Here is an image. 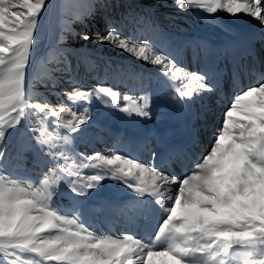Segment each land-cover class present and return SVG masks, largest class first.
Segmentation results:
<instances>
[{
  "label": "snow or ice",
  "instance_id": "1",
  "mask_svg": "<svg viewBox=\"0 0 264 264\" xmlns=\"http://www.w3.org/2000/svg\"><path fill=\"white\" fill-rule=\"evenodd\" d=\"M174 2L182 11L187 6L208 14H243L264 29V0ZM45 8L46 0H0V70L6 73L0 75V165L9 159L3 147L8 130L32 118L37 124L30 128L33 139L50 164L27 186L0 172V264H264V74L232 97L210 148L189 173L165 172L155 164L156 153L146 164L120 153L97 152L90 159L99 163L86 166L99 170L84 176L68 168L66 145L91 119L88 108L80 112L66 103L53 107L26 94L30 49ZM82 38L90 39L87 34ZM93 42L153 66L167 82L170 98L182 107L215 90L207 73L190 71L150 41L133 40L111 24ZM69 80L79 83L74 77ZM94 93L97 99L100 93L119 97L100 84L88 92L73 86L63 94L72 104L87 105ZM123 100L125 106L116 105L121 112L150 118L147 93L139 98L125 94ZM48 117L56 118L52 131L45 127ZM106 178L123 182L138 197H151L159 205L163 214L153 239L144 241L131 233L98 238L50 204L61 182L85 196Z\"/></svg>",
  "mask_w": 264,
  "mask_h": 264
},
{
  "label": "bare ground",
  "instance_id": "2",
  "mask_svg": "<svg viewBox=\"0 0 264 264\" xmlns=\"http://www.w3.org/2000/svg\"><path fill=\"white\" fill-rule=\"evenodd\" d=\"M185 7L186 10L182 11L177 7L174 0H167L165 5L158 4L152 8V10H158L165 14L166 19H172L170 25L164 23L163 42L156 43L155 48L173 57L178 64L190 71L207 73V82L213 85L215 90L210 93H204L202 97H198L194 101H185V105L182 107L170 98L171 90L168 88L167 82L150 64H139L138 75H136L139 77L135 79L132 78L133 76L129 77L128 80L125 77H115L119 71L117 66L118 71L116 70L115 72L113 70L115 74L107 78L104 71L103 76L101 74L97 76L98 79L93 82V86L100 84L105 89H111L113 92L119 93V97L111 99L115 109L106 114V119H101L96 117L95 114H91L89 122L99 126L105 125L106 135L114 144H112L113 147H108L107 149L95 147L94 150L87 154L77 155L78 158L92 164L99 163L90 159L97 152L106 155L120 153L127 158L151 164L153 157L147 154L148 149L143 146L141 141L151 135L152 139H155L153 151L156 153L155 164L168 163L169 156L167 153L179 147L177 142L169 143L168 136H165L169 131L177 136L175 137L176 139H183L186 143H191V147L195 148L194 153L188 151L172 159V162H175L181 169L173 168L172 173H167L172 176H183L185 162L189 161L190 164L187 168L192 166L193 170L194 165L200 161L201 157L210 148L216 132L215 127L216 129L220 127L219 123L222 120L228 100L238 92L234 81L237 67L235 59L243 56L253 42L259 44L257 53L260 62L263 57L261 66L264 71V29L254 19L246 15L238 14L234 17L219 10L216 14H210L211 22H207L205 19L194 20L196 10ZM201 22L211 25L194 27ZM225 46L230 50L227 58H225L223 50ZM186 49L191 50L190 59L184 56ZM122 57L123 60L127 58L126 56ZM245 62L250 63L249 59H245ZM248 71L247 69L241 73L250 75ZM82 72L83 77L87 71ZM101 78L107 79L106 84H102ZM139 78H141L142 84H140L141 80ZM154 78H157V82L161 83V85L154 83V80H152ZM86 81L84 79V83ZM136 81L137 84H132ZM245 83L246 86L252 84L247 78ZM134 88L138 89L134 90ZM148 90L151 91L148 93L150 101L153 102L158 99L159 94L163 90L162 94L166 98L160 101L159 107H165V110L160 108L155 113L148 108L151 114L150 118H141L135 114L129 116L119 110V107L125 106L123 100L125 94L139 98ZM152 92L157 93L155 98L152 97L154 95ZM224 92H226V95L223 99L222 94ZM120 101L123 103L119 104ZM140 102L142 103L143 101L141 100ZM116 105H119V107ZM159 114H161V119L165 123L163 128L155 129V120L158 119ZM172 125L177 127L175 128L177 129L176 131H171L174 130ZM85 134L87 136L88 132L85 131ZM141 153L146 155V158H142L140 156ZM181 165L184 166L181 167ZM90 173L91 171L88 170L82 172L81 175L87 176ZM171 187L175 188V185ZM80 200L85 205L84 210L70 209L67 206L62 207L66 209L58 210L69 219H76L78 223L85 225L87 230L98 238H122L125 234L131 233L144 241H150L153 239V233L163 214L159 205L151 197H138L131 189L126 188L123 182L113 179L103 181L95 190L89 191L85 196H80ZM167 203L165 201V204ZM157 219L159 221H156ZM163 259L165 258H161V260Z\"/></svg>",
  "mask_w": 264,
  "mask_h": 264
},
{
  "label": "rangeland",
  "instance_id": "3",
  "mask_svg": "<svg viewBox=\"0 0 264 264\" xmlns=\"http://www.w3.org/2000/svg\"><path fill=\"white\" fill-rule=\"evenodd\" d=\"M166 3L167 0H46V8L42 12L38 28L35 30V42L30 49L29 64L26 68V94L32 100L45 99L53 107L66 103L80 112H83V109L87 107L89 115L95 114L96 117L106 119V114L115 109V105L109 96L100 93V99H97L94 93L90 104H72L67 101L66 96L63 94L64 90L75 86L86 92L91 91L94 88L93 82L98 79L97 76L102 75L105 71L107 78L110 75H114L117 68L119 70H117L118 73L115 75L117 78L125 77L128 80L131 76H133V79L139 77L136 76L138 75V66L139 64L146 65V63L134 59L109 44L94 43L93 41L96 40L98 35H103L108 30L109 24H111L124 36H130L137 41H150L151 45L156 49V43L162 41L164 23L170 25L172 19H166L165 14L158 10H152V8L158 4L165 5ZM202 19L211 22V15H206V12L203 11H195L194 20ZM205 25L211 24L201 22L194 27ZM85 34L90 39L84 40L82 37ZM257 48H259L258 43ZM190 51V49H186L184 54L186 58L189 57L190 59ZM50 54L55 56L54 60L49 58ZM122 56L127 58L123 60ZM69 66L71 70L65 71ZM82 71H87L83 77ZM5 74L3 70H0V75ZM69 77H74L79 83L72 84ZM106 78H101L102 84L106 82ZM84 79L87 80L85 83ZM152 80H154V83H158L157 78ZM53 84H55V87H53ZM132 84H137V81ZM140 84H142V80ZM158 85H161V83H158ZM148 92L151 91L148 90L145 93L149 95ZM152 93L154 94L152 97L155 98L157 93ZM162 93L163 90L155 102L150 101V111L153 110L156 113L160 108L166 109L165 107H159L160 101L166 98ZM231 99L232 97L229 98L228 103ZM122 103L120 101L119 104ZM152 105L153 107H151ZM0 111H3V109H0ZM4 114L6 119L10 118L9 113L5 112ZM67 118L70 117L65 114V119ZM47 120L49 123L45 127H48L50 131L54 130L56 118L48 117ZM155 123V129L163 128L165 121L161 119V114H159ZM220 125L221 122L219 123ZM32 127H37L35 118H32L31 123L29 120H22L17 127L8 130L3 147L9 159L6 163L0 165V172L19 178L25 183V186H27V182L38 179L42 170L50 166L47 157L43 156L33 139V133L30 131ZM172 127L175 130L176 126L172 125ZM81 129V132L72 134L74 139L66 145V148L69 149L67 166L71 171L79 174L88 170L91 171L88 175L95 174L98 169L86 166L90 164L85 162L84 159L78 158L77 155L81 153L83 155L87 154L94 150L95 147L107 149L108 147H113L112 144L114 143L108 139L105 125L99 126L88 122L82 125ZM85 131L88 132L87 136ZM148 140L152 141L150 135L141 141L146 146L148 145ZM140 156L146 158V155L142 153ZM60 162L65 163L63 160ZM177 168L179 167L177 166ZM190 171H192V166L189 168L185 166L183 175ZM107 179L104 181H107ZM50 204L57 210L66 209L62 208L63 206H67L70 209H85L80 196L74 194L66 182H61L57 186ZM46 264H55V262H46Z\"/></svg>",
  "mask_w": 264,
  "mask_h": 264
},
{
  "label": "trees",
  "instance_id": "4",
  "mask_svg": "<svg viewBox=\"0 0 264 264\" xmlns=\"http://www.w3.org/2000/svg\"><path fill=\"white\" fill-rule=\"evenodd\" d=\"M49 56H50L49 58H50L51 60H54V59H55V58H54V55L50 54Z\"/></svg>",
  "mask_w": 264,
  "mask_h": 264
}]
</instances>
